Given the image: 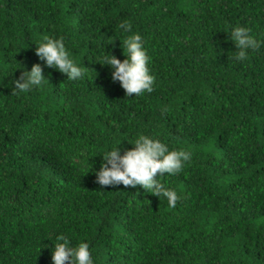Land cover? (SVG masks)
<instances>
[{
  "label": "trees",
  "instance_id": "16d2710c",
  "mask_svg": "<svg viewBox=\"0 0 264 264\" xmlns=\"http://www.w3.org/2000/svg\"><path fill=\"white\" fill-rule=\"evenodd\" d=\"M125 20L151 56L150 93L125 95L97 60L125 58ZM236 25L264 34V0H0V264H53L59 233L94 264H264V47L233 59ZM46 35L88 75L45 66ZM34 63L49 81L15 95ZM141 132L192 152L156 177L175 207L96 180L101 153Z\"/></svg>",
  "mask_w": 264,
  "mask_h": 264
},
{
  "label": "clouds",
  "instance_id": "9594fccd",
  "mask_svg": "<svg viewBox=\"0 0 264 264\" xmlns=\"http://www.w3.org/2000/svg\"><path fill=\"white\" fill-rule=\"evenodd\" d=\"M118 27L126 34L122 47L125 58L121 60L115 54L104 51L102 58L97 60L110 66L112 79L120 82L125 95L152 92L155 76L151 73V56L144 46L141 34L133 31V24L129 20L121 22ZM229 32L230 39L236 45L232 58L237 61L247 59L249 49L259 50L264 47V34L254 33L251 27L236 25ZM35 44L36 54L44 65L66 74L68 80L76 81L88 75L87 69L74 59L63 36L57 38L46 35ZM94 77L89 76V79ZM48 81L42 65L34 63L30 70L24 68L19 78L14 81L12 91L15 95L28 93L34 89H42ZM121 141L110 144L101 153L102 162L96 170L97 182L102 186L140 185L158 197H165L168 205L175 207L180 195L156 177L158 174L161 177L182 172L185 164L191 160L192 152L185 148H170L160 138L143 132L128 139L132 147L123 152ZM51 259L53 264H94L89 243L79 240L73 245L72 238L64 233L55 236Z\"/></svg>",
  "mask_w": 264,
  "mask_h": 264
}]
</instances>
